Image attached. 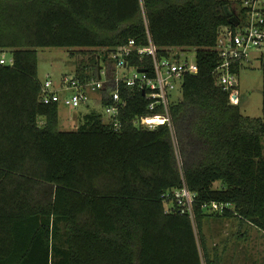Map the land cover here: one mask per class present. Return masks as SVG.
<instances>
[{
  "label": "trees",
  "instance_id": "16d2710c",
  "mask_svg": "<svg viewBox=\"0 0 264 264\" xmlns=\"http://www.w3.org/2000/svg\"><path fill=\"white\" fill-rule=\"evenodd\" d=\"M240 4L0 0V49L13 55L0 64V264H219L205 248L206 219L236 216L264 232V64L261 118L243 115L239 88L213 76L211 48L244 14ZM148 34L161 56L197 49L199 71L183 77L171 128L134 126L147 100L121 86V129L90 110L77 130H61L60 105L40 101L37 50L80 49L74 76L86 80L106 63L111 75L108 56L130 40L147 45ZM184 185L198 195L194 219L163 201ZM210 202L232 209L211 214Z\"/></svg>",
  "mask_w": 264,
  "mask_h": 264
},
{
  "label": "built area",
  "instance_id": "2783aa9c",
  "mask_svg": "<svg viewBox=\"0 0 264 264\" xmlns=\"http://www.w3.org/2000/svg\"><path fill=\"white\" fill-rule=\"evenodd\" d=\"M143 10L144 0H139ZM245 9L239 14L234 26H223L218 33L217 42L212 51L218 55L219 63L213 71L215 82L223 90L238 87V74L243 64H251L255 59L264 64V0H239ZM168 55H160L148 34V44L138 46L135 40L119 47L108 56L112 65L102 64L96 78L81 80L74 75L63 76L59 83L45 80L40 92L43 104L58 103L73 114L85 106L88 111L92 102L104 110V123L118 131L122 127L120 116L128 106L129 100L121 94V86L140 90L147 100V115L132 119L136 127L155 130L159 126L171 128L170 107L179 98L175 97L182 90L183 77L196 75L199 71L197 49L186 47L167 48ZM187 53H191L188 58ZM134 58L138 62H134ZM184 58V59H183ZM13 64V58L11 60ZM1 65L6 61L1 59ZM104 89H109L104 96ZM181 93V92H180ZM105 99V100H104ZM107 101V103H105ZM197 193L183 186L167 191L163 195L167 211L194 219V206ZM208 213L222 214L232 209L230 203H203Z\"/></svg>",
  "mask_w": 264,
  "mask_h": 264
},
{
  "label": "rangeland",
  "instance_id": "374dc122",
  "mask_svg": "<svg viewBox=\"0 0 264 264\" xmlns=\"http://www.w3.org/2000/svg\"><path fill=\"white\" fill-rule=\"evenodd\" d=\"M37 51L38 78L42 83L47 79L59 83L64 75H74L77 61L83 58L81 50L74 48H40ZM187 56L192 57L191 53H187ZM12 57L10 50L0 49V60H5V65H12ZM238 87L242 114L252 118L263 117V71L259 60L243 64L238 74ZM180 96V92L175 94L176 98ZM89 109L104 115L103 108L95 102H92ZM87 112L85 106L75 114L60 106V129L77 130L83 114ZM40 125H43L42 121ZM202 233L209 258L218 260L219 264H264V232L247 222L242 223L240 218L210 217L203 223Z\"/></svg>",
  "mask_w": 264,
  "mask_h": 264
},
{
  "label": "crops",
  "instance_id": "0c3cea01",
  "mask_svg": "<svg viewBox=\"0 0 264 264\" xmlns=\"http://www.w3.org/2000/svg\"><path fill=\"white\" fill-rule=\"evenodd\" d=\"M75 114V113H74ZM84 115V114H83ZM69 118V117H68Z\"/></svg>",
  "mask_w": 264,
  "mask_h": 264
}]
</instances>
